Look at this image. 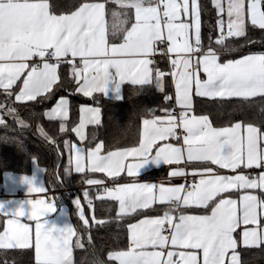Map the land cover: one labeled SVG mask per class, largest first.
Returning a JSON list of instances; mask_svg holds the SVG:
<instances>
[{"label":"snow or ice","instance_id":"snow-or-ice-1","mask_svg":"<svg viewBox=\"0 0 264 264\" xmlns=\"http://www.w3.org/2000/svg\"><path fill=\"white\" fill-rule=\"evenodd\" d=\"M213 5L218 13L219 30L215 43L222 50H231L226 41L244 36L249 23L264 30V0H213ZM121 6L134 9L135 23L130 30L119 29L126 32L123 43L109 45L103 3H85L71 15H55L49 10L48 0H0V89L10 96L9 90L22 79L15 99L35 101L51 93L59 79L58 66L67 57L81 60L82 68L73 64V60L67 62L73 64L72 73L79 85L77 91L86 97L94 92L107 94L110 85L112 91L119 92L125 82L133 85L153 82V71L149 67L152 61L148 57L155 52L156 44L166 39L170 45L167 51L176 54L171 60V75L175 81L176 102L183 109L179 121L171 112L165 117L144 119L138 147L107 154H102L103 144L86 152L82 147L71 145L75 156L69 163H74L76 173L88 171L117 177L126 171L131 177L137 176L138 170L149 161L180 164L186 156L187 162H210L219 169L237 173L221 175L212 167H205L192 173L200 179L190 190L184 185L165 187L134 182L104 191L107 198L119 202L117 219L149 209L156 203L169 205L161 216L130 224L128 251L111 253L109 259L119 264H225L231 251L228 264H240L236 252L238 241L233 234L241 224L255 226L243 230V245H264V227L259 219L264 214V198L248 191L264 192V171L258 176L237 171L264 169V131L251 123L215 128L206 115L190 113L193 90L198 97L212 99L248 101L264 97V53L221 63L218 51L211 45L205 51L201 43L199 0H125ZM33 58H39V62L29 63ZM201 71L206 79L201 78ZM163 75L159 71L155 73L157 86ZM80 111L79 126L72 131L83 141L86 125L100 123V110L88 107ZM45 115L50 120L67 121L68 100L61 98ZM177 128L185 133L183 147L158 144L170 137L179 139ZM60 131H65L64 123L60 124ZM170 175L181 177L186 173L177 169ZM24 183L29 193L45 191L30 178L25 177ZM86 183L99 185L102 181L87 179ZM230 192L243 194L239 200L223 196ZM88 196L85 191L84 197ZM74 203L79 219L88 225L80 199ZM27 205L30 210L18 207L7 220L6 229L0 233V248L32 246V230L17 219L23 216L36 221V264H73L72 238L76 235L73 227L49 228L46 221H41L42 216L56 211L54 202L35 199L27 200ZM91 205L89 200V207ZM189 207L210 209V214H184L183 209ZM2 208L0 205V213L8 215ZM177 209L181 212L174 215ZM76 246L83 247L79 239ZM169 246L172 250L165 251Z\"/></svg>","mask_w":264,"mask_h":264},{"label":"trees","instance_id":"trees-1","mask_svg":"<svg viewBox=\"0 0 264 264\" xmlns=\"http://www.w3.org/2000/svg\"><path fill=\"white\" fill-rule=\"evenodd\" d=\"M88 2L105 3L108 42L112 44L122 42L126 32L119 29H129L132 26L134 9H124L117 0H48L50 11L56 15L71 13ZM199 3L202 9L201 43L205 51L211 45L218 51L222 60L235 59L250 52H264V30L253 27L250 23L247 25L244 36L229 38L226 41V46L231 50H222L215 43L219 30L217 28L218 13L213 0H199ZM158 48L160 52L153 61V82L143 85H125L121 99H112L102 94L90 97L80 94L72 73L74 63L70 64L67 61L59 65V79L51 93L38 97L35 101L19 102L15 99L20 83L9 90L12 93L10 96L0 89V121H2L0 123V183L7 172L31 173L34 162L44 168L47 190L58 204H67L70 207L76 229L73 241L74 264H118L116 260L109 259V255L113 251L127 247L128 226L143 217L161 215L168 210L166 205H156L117 219L116 201L101 198L105 191L97 193L91 185L86 183V180L100 179L117 184L126 177L109 179L100 173L88 171L76 173L72 164L69 163L71 145L76 142L72 129L79 120L82 104L96 105L102 112V122L97 126L89 127L84 145L89 148L98 141H102L106 152L139 145L142 121L153 115L172 111L174 105L170 98L172 83L169 65L164 45L159 43ZM157 71L164 74L159 86L155 83ZM62 96L70 99L68 120H48L45 117V111ZM168 97L169 101H167ZM193 113L207 115L216 127L241 122L251 123L264 131V97H254L248 101L240 98L195 97ZM61 123L65 124L64 132L60 131ZM203 165L205 164H191V166ZM66 169L68 171H65ZM168 169L169 166H163L144 173L140 177L164 176ZM85 191L89 193L87 198L84 197ZM78 197L85 207L88 225H84L79 219L78 209L73 203V199ZM89 200L92 201L91 207H89ZM97 221H104V223L100 224ZM3 226L2 216L0 231ZM77 239L83 247L76 246ZM238 253L240 264H264V245L240 246ZM0 264H36L34 250L32 247L28 249L0 248Z\"/></svg>","mask_w":264,"mask_h":264},{"label":"crops","instance_id":"crops-1","mask_svg":"<svg viewBox=\"0 0 264 264\" xmlns=\"http://www.w3.org/2000/svg\"><path fill=\"white\" fill-rule=\"evenodd\" d=\"M88 3H103L105 5L104 2H88ZM80 7H78L75 11H77ZM49 10H50V8H49ZM75 11H73V12H75ZM73 12L68 13V14H61V15H71ZM182 19H184V18L182 17ZM134 23H135V14H134ZM105 26H106V39L108 41V38H107L106 5H105ZM130 28H129V30H130ZM165 36H166V32H165ZM121 43H123V41L120 42V43H114V44L108 42L109 45H119ZM158 44L159 43L156 44L155 52L148 57V59H150L152 61V63L149 65V67L152 69V71H153V61L155 60L156 56L160 52V49L158 48ZM162 44L164 45V48H165V52H166L165 56H166L167 61H168L169 75H170L171 83H172V93H171L170 98L173 101V105H176V108L173 107L171 113H173L176 116L177 121H179V114H180L181 111H183V109H181V107L176 102L175 81H174L173 76L171 75V73L173 71V66L171 64V60L176 58V54L175 53H169L167 51V49H168V47L170 45H169V42L166 39H165L164 43H162ZM253 53H264V52H250V53L241 55V56H239V57H237L235 59H239V58H241L243 56H246L248 54H253ZM219 56H220V54H219ZM68 60H73V58L72 57H67L64 60H62L61 62H65V61H68ZM228 60H234V59H228ZM228 60H222L221 56H220V62L221 63H224V62H226ZM32 62H39V58H33V61H29V63H32ZM49 62H52V61H49ZM73 63L76 64L77 67L82 68V63H81V60H80L79 57H76L73 60ZM57 72H58V76H59V66H58ZM200 75H201L202 79H206V76L204 75V73L202 71H201ZM153 77H154V72H153ZM75 80H76V78H75ZM18 83H20V87H19L16 95H18L19 90L22 87V79L20 81H17V83L15 85H17ZM76 83H77V81H76ZM148 83H150V82H148ZM148 83H145V84H148ZM128 84H131V83L130 82L123 83L121 85V87H120L119 92L112 91L111 90L112 86L110 85L109 86V91L107 92V94H104V93H101V92H94L92 94V96L95 95V94H102V95H105L106 97H109V98H112V99H121L123 97V88H124L125 85H128ZM78 86L79 85L77 84V88H78ZM80 94H82V93H80ZM88 97H90V96H88ZM195 97H198V96L195 95V91L193 90V106H192V110H191L190 114L191 115H196V116H204L205 114H194L193 113L194 98ZM61 98H64V99L68 100V111H69V116H70V99L67 96L60 97L52 107L48 108L45 111V113L50 111L53 107H55ZM202 98H206V97H202ZM208 99H212V98H208ZM225 99H231V98H225ZM19 102H27V101H19ZM88 107L98 108L100 110V123H101L102 122V112H101L100 107H98L96 105H92V104H82L80 106V110H81V108H88ZM166 114L167 113H160V114H156V115H153V116L145 118V119H152V118H155V117H165ZM80 116H81V111H79V120H78L77 124L74 127H78L79 126ZM45 117L48 120H50L46 115H45ZM55 120H61V119H55ZM209 120H210V118H209ZM210 122H211V120H210ZM235 123H241V122H235ZM234 124H232V125H234ZM232 125L216 127V126H214L212 124V126L215 127V128L230 127ZM92 126H97V124H88V125H86V127L84 129L85 139L83 141H81L79 139V137H77V135L74 132V136L76 138V142H74L72 145H76L77 147H82V148L85 149V152H86L89 149L95 148L97 144H103L102 141H98L94 146L89 147V148L84 145V142L86 141L87 136H88V129H89V127H92ZM179 130H181V132H182L181 136H179L177 134V132ZM177 132H176V135H177V137H179V139H173V138L170 137L166 141L158 142V144L162 145L164 143H169V144H172L174 146L183 147L184 146L183 145V135L185 133H184L182 128H177ZM142 136H143V121H142L141 139H142ZM138 146L139 145L134 146V147H138ZM129 148H132V147H129ZM123 149H127V148L116 149V150H123ZM116 150H111V151H116ZM154 151H155V146H154L153 152ZM107 152H109V151H107ZM107 152L104 150V144H103L102 154H107ZM74 156H75V153L71 150V158L73 160H74ZM191 164H205V165H203V166H191ZM72 166H73V169H74V163L72 164ZM163 166H169L168 172L164 176L153 177V178H141L140 177L144 173L150 172L152 170L158 169V168L163 167ZM205 167H212L214 170H216L221 175H235V174H237V173L231 172L230 170L219 169L218 166L212 165L210 162H199V161L187 162L186 156H185V161L181 162L180 164L167 165L163 161H160L158 163H152L151 161H149L148 163L144 164V166L142 168H140L138 170V175L137 176H131L130 177V176L127 175L126 171L121 172L120 175L117 176V177L124 176L126 178L123 181L118 182L115 185V187L120 186V185L134 183V182L135 183H148V184H154V185H157V186H165V187L179 186V185H184L185 186V176L173 177V176L170 175V173L172 171H174V170H177V169H183L186 174L190 173L192 175V173L194 171H200V170L204 169ZM237 171L238 172L242 171L244 174H249L251 176H258L261 171H264V169H255V168L254 169H244V168H242V169H239ZM100 174L104 175L106 178H109V179L117 178V177H109L106 173H100ZM25 177L32 179L33 183L36 186L44 187L45 191L42 192V193H37V192L29 193L28 192V185L26 183H24V178ZM193 177L195 179V183H198V181L200 179V176L196 175V176H193ZM98 180H100V179H98ZM101 181H102V183L104 182L103 180H101ZM115 187H113V188H115ZM248 191L252 192V194H255V195H257V196H259L261 198H264V192H261L260 190H248ZM242 194H243V192H230V193L223 194V196L225 198H233V199L239 200V197ZM101 197L107 198L106 193L101 195ZM35 199H44L47 202H54V205L56 207V211L55 212L49 213L46 216H44V217L42 216L41 217V221H46L47 222L46 223V227L63 229L65 227L72 226L74 231H75V233H76V229H75L74 221H73V218H72V215H71L70 207L67 204H58L57 200L53 197L52 194H50V192L47 190V187H46V184H45V180H44V168L42 166H40L39 164H37L36 162L33 163L32 172L29 173V174H19V173H13V172H7V173L4 174L3 181L0 183V205L3 206L2 211L6 212L8 215L0 213V218L2 216L4 218V226H3V229L0 231V233H2L6 229L7 220L12 218L11 217L12 213H14V211L18 207L23 206L25 208V211H28V210H30V205H27V200H35ZM116 203H117V212L119 214V202L116 201ZM156 205H166L169 208V205L160 204V203L153 204L152 207H154ZM190 208L191 209L195 208L197 210L190 211V210H188ZM180 212H181V210L179 209V210H176L173 214L174 215H179ZM183 213L184 214H189V215H207V214H210V209L189 207V208L183 209ZM161 215H163V214H161ZM161 215L146 216V217H143V218H141V219H139V220H137V221H135V222H133L131 224L138 223L140 220L145 219V218H156V217L161 216ZM17 219L19 220L20 223L27 224L30 227V229L32 230L33 240H32V246L31 247L34 250V257H35L34 236H35L36 221L35 220H28L26 217H23V216L17 217ZM259 219H260L261 227H264V214H261ZM251 227H255V226L254 225L241 224L240 227L233 234L234 238H236L237 241H238L237 248H236V252H237L238 256H239L238 247H240V246L246 247L242 243L241 234H242V232H243V230L245 228H251ZM165 234L168 235L169 233L166 231ZM73 241H74V236L72 238V262L74 264ZM128 248H129V232H128V244H127V247L125 249L113 251L112 253H116V252H120V251H128ZM149 250H151V249H149ZM167 250H172L171 246H169V248L166 249L165 251H167ZM231 254H232L231 251H229L228 257H226V260H225V264L228 262V258L231 256ZM239 259H240V256H239ZM118 264H119V262H118Z\"/></svg>","mask_w":264,"mask_h":264},{"label":"built area","instance_id":"built-area-1","mask_svg":"<svg viewBox=\"0 0 264 264\" xmlns=\"http://www.w3.org/2000/svg\"><path fill=\"white\" fill-rule=\"evenodd\" d=\"M50 61L55 62L54 60H50ZM169 100H170V98L168 97L167 101H169ZM174 107L176 108V105H174ZM177 134L179 136H181L182 135L181 130H179L177 132ZM193 183H195L194 177L190 173H187L186 176H185V189L186 190H190L191 185ZM115 185H116L115 182H103L102 184H99V185H91V188H93L98 193V192H103L104 189H106V188L112 189ZM88 203H89V201H88Z\"/></svg>","mask_w":264,"mask_h":264},{"label":"rangeland","instance_id":"rangeland-1","mask_svg":"<svg viewBox=\"0 0 264 264\" xmlns=\"http://www.w3.org/2000/svg\"><path fill=\"white\" fill-rule=\"evenodd\" d=\"M120 4H122V3H124L125 2V0H117ZM77 199H80L79 197L78 198H74L73 199V203H74V201L75 200H77ZM81 201V200H80ZM75 204V203H74ZM81 207L83 208V209H85V207H84V205L82 204V202H81ZM84 212H85V210H84ZM86 214V213H85Z\"/></svg>","mask_w":264,"mask_h":264}]
</instances>
